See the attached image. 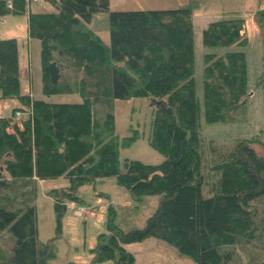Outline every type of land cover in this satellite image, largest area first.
<instances>
[{"label": "trees", "instance_id": "1", "mask_svg": "<svg viewBox=\"0 0 264 264\" xmlns=\"http://www.w3.org/2000/svg\"><path fill=\"white\" fill-rule=\"evenodd\" d=\"M43 1L54 11L33 12L27 0H0V17L28 16V35L40 42L43 95L76 94L81 102L54 104L23 93L17 43L0 40V98L19 103L12 113L21 106L31 111L21 127L0 118V232L14 240L6 264H48L54 257L50 243L38 240L32 201L39 181L69 184L49 193L59 232L65 203L84 205L78 188L107 177L136 203L146 196H159L160 203L144 228L127 232L116 225L110 208L108 233L100 234L90 251L92 264H134L123 246L147 238L174 247L195 264H263L264 156L252 148L260 141L226 148L210 144L218 179L212 196L202 193L192 6L113 12L109 0ZM99 13L109 14V44L89 26ZM244 24L243 19L210 23L202 32L204 48H244ZM247 96L243 52L204 55L206 124L235 122ZM133 98L155 103L149 144L165 157L158 165L120 162V151L133 145L139 131L130 126L119 137L113 105Z\"/></svg>", "mask_w": 264, "mask_h": 264}, {"label": "rangeland", "instance_id": "2", "mask_svg": "<svg viewBox=\"0 0 264 264\" xmlns=\"http://www.w3.org/2000/svg\"><path fill=\"white\" fill-rule=\"evenodd\" d=\"M27 2V8L33 12L54 11L53 7L43 0H27ZM109 3V11L113 12L192 6L194 79L199 104L204 166L202 174L205 181L202 193L205 198L212 196L211 188L218 179V174L212 170L214 164L210 144L226 148L237 141L259 140L260 143H254L252 148L259 156H264V81L260 82L261 79L264 80V17H258V12L264 10V0H109ZM234 19H243L245 22L247 44L244 48H237L234 45L204 48L202 32L210 23ZM90 23L91 29L109 44V14H95ZM9 26L15 29V32L4 29ZM3 39H14L17 43L23 93L54 104L81 102V98L76 94L43 95L40 42L29 37L26 14L0 17V40ZM239 51L244 53L247 64L246 108L235 122L208 125L203 116L204 55L221 56ZM154 104L147 98L114 102L113 113L117 135L124 137L130 126L139 131V138L133 145L120 151L121 164L124 160H133L147 165H158L165 160V157L149 144ZM18 106L20 105L15 100L0 98V118H9L11 126L21 127L22 118L30 117L31 111L21 106L20 110L12 113ZM9 131L11 132V129ZM68 186V182L64 179L39 181L32 201L36 209L38 240L41 244L50 243L53 249L54 257L49 259L48 264H92L90 251L96 247L97 237L108 233L110 208L116 214V225L127 232L144 228L147 219L157 210L160 203L159 196H146L141 202L136 203L129 192L116 183L114 177H107L93 185H83L78 188L77 195L84 201V205L65 203L66 210L60 219L58 232L54 209L55 198L49 193L52 190H63ZM13 247L14 240L11 235L7 231L0 232V264L9 262ZM123 247L134 256V264H195L174 247L154 238H147ZM241 257L243 259L244 255L242 254ZM262 260L264 264V255Z\"/></svg>", "mask_w": 264, "mask_h": 264}, {"label": "crops", "instance_id": "3", "mask_svg": "<svg viewBox=\"0 0 264 264\" xmlns=\"http://www.w3.org/2000/svg\"><path fill=\"white\" fill-rule=\"evenodd\" d=\"M109 7H110V3H109ZM2 23H4V21H2ZM89 26L92 27V24L90 23ZM4 29L9 30L10 32H15V31H14L15 29H11V26H9V27H7V28H4ZM33 98H34V97H33Z\"/></svg>", "mask_w": 264, "mask_h": 264}, {"label": "built area", "instance_id": "4", "mask_svg": "<svg viewBox=\"0 0 264 264\" xmlns=\"http://www.w3.org/2000/svg\"><path fill=\"white\" fill-rule=\"evenodd\" d=\"M28 1H29V0H28ZM8 7L11 8V4H8ZM81 210H82V209H81ZM79 211H80V210H79ZM81 212H82V211H81ZM80 214H81V213H80ZM80 214H79V215H80Z\"/></svg>", "mask_w": 264, "mask_h": 264}]
</instances>
